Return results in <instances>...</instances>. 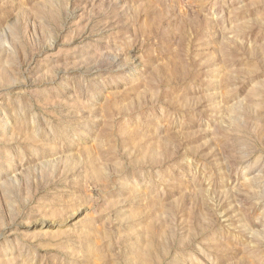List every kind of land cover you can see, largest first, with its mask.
<instances>
[{
	"label": "rangeland",
	"instance_id": "rangeland-1",
	"mask_svg": "<svg viewBox=\"0 0 264 264\" xmlns=\"http://www.w3.org/2000/svg\"><path fill=\"white\" fill-rule=\"evenodd\" d=\"M0 264H264V0H0Z\"/></svg>",
	"mask_w": 264,
	"mask_h": 264
}]
</instances>
